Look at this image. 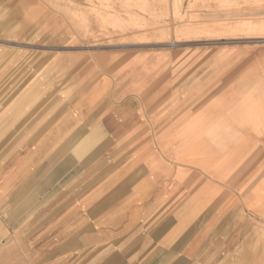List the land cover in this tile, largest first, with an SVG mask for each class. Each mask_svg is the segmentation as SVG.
Returning <instances> with one entry per match:
<instances>
[{"label": "rangeland", "instance_id": "rangeland-1", "mask_svg": "<svg viewBox=\"0 0 264 264\" xmlns=\"http://www.w3.org/2000/svg\"><path fill=\"white\" fill-rule=\"evenodd\" d=\"M110 69L164 80L169 100L195 81L197 97L228 106L231 121L263 117L264 0H0V264H76L66 256L90 249L87 228L68 244L76 228L62 224L76 218L77 184L91 180L75 166L56 178L66 148L35 145L84 70L106 81ZM28 154L32 172L23 163L14 173L12 159Z\"/></svg>", "mask_w": 264, "mask_h": 264}, {"label": "crops", "instance_id": "crops-1", "mask_svg": "<svg viewBox=\"0 0 264 264\" xmlns=\"http://www.w3.org/2000/svg\"><path fill=\"white\" fill-rule=\"evenodd\" d=\"M80 79L35 145L36 154L66 148L57 153L56 178H68L75 166L76 178L91 180L77 184L76 218L62 224L76 228L68 244H79L87 228L82 243L91 246L66 259L264 264V116L231 121L228 106L197 97L195 81L169 100L164 80L153 85L155 79L111 69L106 81L86 70ZM76 147L90 150L69 154ZM23 163L30 173L31 154L16 155L13 172ZM84 164L91 169L80 171Z\"/></svg>", "mask_w": 264, "mask_h": 264}, {"label": "bare ground", "instance_id": "bare-ground-1", "mask_svg": "<svg viewBox=\"0 0 264 264\" xmlns=\"http://www.w3.org/2000/svg\"><path fill=\"white\" fill-rule=\"evenodd\" d=\"M103 6V5H102ZM94 9H96V8H94ZM104 20V19H103ZM114 20V19H113ZM99 25H100V23H99ZM141 25V24H140ZM122 26H123V24H122ZM137 26H138V24H137ZM144 26V25H143ZM163 25H161V27H162ZM121 27V26H120ZM125 27V26H124ZM140 27V26H139ZM158 27V26H157ZM122 30V29H121ZM176 43H178V42H176ZM178 45V44H177ZM176 44H175V46H177ZM194 63V62H193ZM176 80V79H175Z\"/></svg>", "mask_w": 264, "mask_h": 264}]
</instances>
